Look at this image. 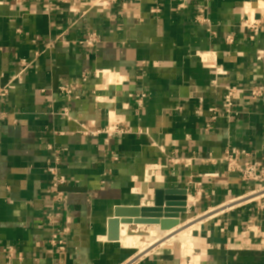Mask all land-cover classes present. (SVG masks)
<instances>
[{
  "label": "crops",
  "instance_id": "0c3cea01",
  "mask_svg": "<svg viewBox=\"0 0 264 264\" xmlns=\"http://www.w3.org/2000/svg\"><path fill=\"white\" fill-rule=\"evenodd\" d=\"M104 2L50 13L45 0H0V87L19 76L0 97V264H189L177 244L140 256L108 239L116 208L152 207L156 189L187 190L194 206L180 220L203 219L190 264H264L263 193L239 198L256 186L221 162L227 151L264 161V98L242 93L231 113L210 111L228 88L264 83V0H208V26L194 21L205 0ZM245 9L263 16L257 33L242 27ZM88 28L95 49L73 44ZM71 82L74 94L61 93ZM115 121L131 131L106 142ZM55 150L63 206L49 191ZM63 228L59 251L51 241Z\"/></svg>",
  "mask_w": 264,
  "mask_h": 264
},
{
  "label": "built area",
  "instance_id": "2783aa9c",
  "mask_svg": "<svg viewBox=\"0 0 264 264\" xmlns=\"http://www.w3.org/2000/svg\"><path fill=\"white\" fill-rule=\"evenodd\" d=\"M19 4L23 2V0H15ZM47 3V9L48 12L54 13L62 8L64 4L72 3L76 0H45ZM116 0H105L106 5H111V3L115 2ZM203 4L198 8V12L194 17V21L200 25H210V17H209V11H208V4ZM104 2V3H105ZM107 7V6H106ZM78 15V19L84 18L86 13H79L76 11ZM242 27L244 29H250L253 33H257L260 30V25L263 22V16L258 18L254 12H251L249 10H244V15L241 17ZM68 26H74L73 23L68 24ZM254 38V37H253ZM228 42H233V37L229 36L227 38ZM100 42V36L96 30L88 28L85 32V34L79 38L77 41H75L76 45H79L81 47L89 48V49H95L97 45ZM49 49L54 48V42H50L48 45ZM98 73H104V71H98ZM19 76L15 77L14 80H12L9 84H6L4 86L0 87V97H6L16 89V82ZM84 80L86 81L87 78L84 77ZM59 90L61 93L66 94L68 96H72L74 94V84L68 83L65 85H62L59 87ZM242 93H247L248 96L253 101H259L264 98V83H258L254 84L251 87H248L246 89L242 88H228V93L225 95L223 99V103L221 108H212L210 111L212 113H217L219 110L224 111L226 113H231L232 107L234 106L235 100L237 99L235 95H240ZM148 98V94L143 92L139 94V96L136 99V104L138 109L143 110L145 108L146 100ZM67 111V110H66ZM67 115V114H66ZM0 119H2V114H0ZM213 119H216V116L213 117ZM122 121H115V125L113 128H106L104 129L103 133L107 135L106 142L113 137L114 134H122V133H129L131 130L127 128H121L119 124H121ZM87 133V132H86ZM89 134H95L93 132ZM61 151L55 150L54 151V159L48 164L47 170L50 176V188L49 191L51 193L52 202L54 206H63L67 203L68 200V194L66 191H64L63 187L67 183L66 176H64L60 172V166L62 164V157H61ZM222 163H225L227 166V169L231 172H236L240 175L241 179L245 182L253 183L255 189L248 193V195L241 196L246 197L255 193H263L261 194L264 198V161L261 160H247L242 162L240 160L239 153L237 152H230L227 151L224 155V157L221 160ZM200 194V193H198ZM237 198V199H239ZM233 199V200H237ZM231 200V201H233ZM256 199L250 200V203L254 202ZM230 201V202H231ZM259 209L264 210V203H259ZM48 220L50 223L54 222L55 214L51 211L47 215ZM67 233H69L68 228H63L57 231L55 235H53L52 238V244L58 248L59 251H65L67 248V240L66 236Z\"/></svg>",
  "mask_w": 264,
  "mask_h": 264
},
{
  "label": "water",
  "instance_id": "95a60500",
  "mask_svg": "<svg viewBox=\"0 0 264 264\" xmlns=\"http://www.w3.org/2000/svg\"><path fill=\"white\" fill-rule=\"evenodd\" d=\"M188 191L185 189H156L153 196L152 207L136 206V207H117L114 218L110 220L108 227V239L118 241L120 238V224L131 225V229H135L136 225H159L161 229L169 230L174 227L172 223H167L165 219L173 218L181 221V216L188 213V208H192L194 204L187 203ZM135 218V219H131ZM134 227V228H133ZM172 234V233H171ZM169 236V235H168ZM145 239V238H144ZM182 254L192 262V254L199 255L198 251L184 250L181 244H177ZM188 255V256H187Z\"/></svg>",
  "mask_w": 264,
  "mask_h": 264
},
{
  "label": "bare ground",
  "instance_id": "6f19581e",
  "mask_svg": "<svg viewBox=\"0 0 264 264\" xmlns=\"http://www.w3.org/2000/svg\"><path fill=\"white\" fill-rule=\"evenodd\" d=\"M256 196H258L257 193L252 195V197H256ZM249 198H251V196H248L245 199H249ZM245 199H241V202ZM236 203H239V200H237ZM206 217L211 218L213 217V214L207 215ZM202 220L203 219H199L196 221L195 219H190L184 223L182 221H178L175 219H167L165 221L167 223H172L174 227H172V229H169L167 231L164 230V234H162L163 232L161 234L160 233L155 234L151 232L150 224L136 225L135 229L133 230L131 229L132 228L131 225H127L124 223L122 225V228H120L121 235H120L119 241L127 247H136L137 245L138 246L141 245L143 247V250L141 249L143 253L146 252V250L149 248L148 246H154V248L152 249L154 250L156 247L158 248L164 247L167 245H171L174 242H178L179 244H181L184 250H187V249L195 250L193 230L202 229L203 227V224H202L203 222H201ZM183 233L184 235L183 237H181L180 235H182ZM143 253H141L140 256L149 254L147 252L146 254H143ZM182 256H184V254Z\"/></svg>",
  "mask_w": 264,
  "mask_h": 264
},
{
  "label": "rangeland",
  "instance_id": "374dc122",
  "mask_svg": "<svg viewBox=\"0 0 264 264\" xmlns=\"http://www.w3.org/2000/svg\"><path fill=\"white\" fill-rule=\"evenodd\" d=\"M239 202H240V200H239ZM174 234H175V233H174ZM193 234H194V233H193ZM183 235H184V233H183L182 235H180V236L183 237ZM195 241H196V239H195ZM163 243H164V242H163ZM173 244H178V242H174ZM140 246H141V245H139V246L137 245L136 247H137V248L139 247V250H140V249L143 250V247H142V246L140 247ZM161 246H163V245H161ZM148 247H149V248L146 250V252L150 254V253L152 252V249L154 248V246H148ZM146 252H144V253L142 252V253H143V254H146Z\"/></svg>",
  "mask_w": 264,
  "mask_h": 264
}]
</instances>
